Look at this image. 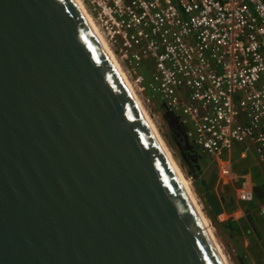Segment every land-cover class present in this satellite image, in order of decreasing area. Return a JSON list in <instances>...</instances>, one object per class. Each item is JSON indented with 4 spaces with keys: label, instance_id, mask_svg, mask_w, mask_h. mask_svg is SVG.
Wrapping results in <instances>:
<instances>
[{
    "label": "water",
    "instance_id": "water-1",
    "mask_svg": "<svg viewBox=\"0 0 264 264\" xmlns=\"http://www.w3.org/2000/svg\"><path fill=\"white\" fill-rule=\"evenodd\" d=\"M0 264H226L77 0H0Z\"/></svg>",
    "mask_w": 264,
    "mask_h": 264
},
{
    "label": "built area",
    "instance_id": "built-area-1",
    "mask_svg": "<svg viewBox=\"0 0 264 264\" xmlns=\"http://www.w3.org/2000/svg\"><path fill=\"white\" fill-rule=\"evenodd\" d=\"M83 2L141 91L150 72L152 99L214 156L222 184L236 182L242 202L258 198L251 170L231 174L236 152L264 175V0Z\"/></svg>",
    "mask_w": 264,
    "mask_h": 264
},
{
    "label": "flooded vegetation",
    "instance_id": "flooded-vegetation-1",
    "mask_svg": "<svg viewBox=\"0 0 264 264\" xmlns=\"http://www.w3.org/2000/svg\"><path fill=\"white\" fill-rule=\"evenodd\" d=\"M163 122H164L163 124H164V133H165L164 138L166 140V143L173 150L174 155L179 159L182 167L185 168V172L187 173L188 171L191 170L193 175L196 174L197 177L193 178V182L195 184V187L197 188V191L198 189L202 190L203 187L207 185L212 171L215 169L218 170V166H216L215 164L216 161L214 156L210 153H207L201 146L194 143L193 139L188 137L187 134L188 125L185 124L183 121H179L180 124L176 129L171 128L167 120H164ZM187 147L190 148L187 149ZM238 156L239 158L243 157L242 154H238ZM214 191H217L219 195L224 196L226 198L225 213H226V208L228 209V205H227L228 197L225 195V193L232 194L233 195L232 202H234V205H239L237 200L238 197H237L236 187L232 186L227 190L223 186L220 176H218V180L215 185ZM246 210L249 209L246 208L245 211L239 209V211L235 210L233 212L234 215L238 214L237 212L244 213V217L246 220L243 221L242 224H240L241 233L245 236V231L243 230V228H245L248 233H251L253 235L255 234L254 236L258 237L260 243L264 247V237H263L264 231L261 228H259V226L257 225L256 217L254 215H252V220L255 224L256 230L252 228V226L250 225V223L246 218ZM243 213L242 215L238 216L237 219L242 221ZM235 240H236V236H235Z\"/></svg>",
    "mask_w": 264,
    "mask_h": 264
},
{
    "label": "rangeland",
    "instance_id": "rangeland-1",
    "mask_svg": "<svg viewBox=\"0 0 264 264\" xmlns=\"http://www.w3.org/2000/svg\"><path fill=\"white\" fill-rule=\"evenodd\" d=\"M115 53H116L115 55L117 56V59L119 60V62L123 66V68L126 70L128 76L130 77L132 83L134 84V88H135L136 93H138V96L141 98V100H142L145 108L149 112L150 116L156 122V124H157V126H158V128H159V130H160V132H161V134L163 136V138H164V134H165L164 133V124H163L164 123L163 122L164 119L162 117V112H161V110L159 108V106L162 103V101H160V100L158 101V100H156V98L152 99V97H150V96H148L146 94V91H141L140 90L139 86L135 83L133 78L128 73L126 65L124 64V62L119 57L118 52L116 51ZM148 99H150V101H148ZM172 152H173V150H172ZM173 155H174V153H173ZM174 157H175L176 161L178 162V164L180 165V167L182 168V170L184 171V173L186 174V176L191 179L192 187H193V189H194V191H195V193H196V195L198 197V200L200 202L201 208L203 209L204 213L206 214V216L210 220L211 225H213L212 227H213V230H214V235L217 238L219 244L222 246L223 252L226 255L229 263L230 264H239V261H240L239 256H241V255L239 254V251L237 249L236 240H233L232 234L225 233L223 231V227L219 223L221 221L226 220L228 218L227 215L222 214L220 217H218V220H214L208 215V213L206 211V208H205L203 197L197 191V188L195 187V184L193 182V178L191 176H189L185 172V168L182 167L179 159L175 155H174ZM215 164L217 166L216 162H215ZM237 174H240V171L235 169V167H234V165L232 163L231 179H235ZM257 184L258 185L260 184L262 186L264 185V175L263 174H260V176L258 177ZM232 186L235 187L236 186V182ZM237 200H238V204L239 205H234L235 206L234 209L236 211L239 210V209L245 211V209L248 208L251 211L252 215H254L256 217V222H257V225L259 226V228H261L264 231V220L259 215V201L260 200H258V198L254 199L253 201H248V202H242L238 198H237ZM228 211L229 210L226 208V212L227 213H229ZM242 213L243 212H241V214L239 213V216L242 215ZM244 220H246V219H245L244 213H243L242 221H244ZM237 224L240 227L241 226L240 224H242V222H237ZM240 230H241V227H240ZM243 230L245 231V236H243L245 243H248V241H249L248 239L251 238L252 241H253V244H257V239L255 238V236L253 234H251V233H248L246 229L243 228ZM234 235L236 236V233ZM247 246H248V244H247ZM249 255H252V254L249 252ZM252 261H253V258H252Z\"/></svg>",
    "mask_w": 264,
    "mask_h": 264
},
{
    "label": "trees",
    "instance_id": "trees-1",
    "mask_svg": "<svg viewBox=\"0 0 264 264\" xmlns=\"http://www.w3.org/2000/svg\"><path fill=\"white\" fill-rule=\"evenodd\" d=\"M141 73H143L146 76V80H145V85L147 87L146 94L151 97V96H153V93H152L151 89L149 88V83L151 81L150 72L147 69L144 68V69L141 70ZM232 163H233L235 169H237V170H239V171H241L243 173L251 170L252 174H253L254 181L257 183V179L260 176L259 175V173H260L259 170L260 169H259L258 166L252 165V162H249V161L244 163V164H242L241 159L239 158L238 153H236V152H234V154L232 156ZM223 186L227 190L230 187H232L231 184H227V185L223 184ZM198 192L203 197L202 190L198 189ZM225 195L228 197L227 205H228V210H229L230 216L226 220L221 221L219 223L223 227V231L225 233L232 234V238H233V240H235V235H234L235 233H236V236H238L237 234L241 235V230H240V227L238 226L237 222L238 221L243 222V221L237 219L233 215V212L235 211L234 202H232L233 195L232 194H227V193H225ZM204 204H205V208H206V211H207L208 215L212 219L218 220V217L214 215L213 211L209 208V206H208V204H207V202L205 200H204ZM255 238L257 239V244H253L252 239L249 238V242H250L249 249L245 248L243 239H242L241 242L236 241L237 249H238L239 254L241 255V257H242V259L244 261V264H254L252 262V258L254 259V261L257 264H264V247L260 243L258 237L255 236ZM249 252L252 254V255H249V256H251L250 258L248 257V253ZM239 264H242V263L239 261Z\"/></svg>",
    "mask_w": 264,
    "mask_h": 264
},
{
    "label": "bare ground",
    "instance_id": "bare-ground-1",
    "mask_svg": "<svg viewBox=\"0 0 264 264\" xmlns=\"http://www.w3.org/2000/svg\"><path fill=\"white\" fill-rule=\"evenodd\" d=\"M77 1L79 2V4L81 5V7H82V8L84 9V11L86 12L87 16L89 17V19L91 20V22L93 23V25L95 26V28L97 29V31L99 32L100 36L102 37V39L104 40L105 44L107 45V47L109 48V50L111 51V53H112L113 56L115 57L117 63L119 64L120 68L122 69V71H123V73H124V75H125L127 81L129 82V84H130V86H131V88H132L134 94L136 95V97H137V99H138V101H139L141 107L143 108L144 112L147 114V116H148L149 119L151 120V122H152V124H153L155 130L157 131V133H158V135H159V137H160L162 143L164 144V146H165L167 152L169 153L171 159L173 160V162H174V164H175V166H176V168H177V170H178V172H179V174H180V176H181V178H182V180H183V182H184V184H185V187H186V189H187V191H188V193H189L191 199L193 200L194 204L196 205V207H197L199 213L201 214V216H202V218H203V220H204V222H205V224H206V226H207V228H208V231H209L211 237L213 238L214 242L216 243V245H217V247H218V249H219V251H220V253H221V256H222L223 260L225 261L226 264H230L229 261H228V259H227V257H226V255H225L224 252H223V248H222V246L219 244L217 238H216L215 235H214V230H213V227H212L213 225H211L210 220L208 219V217H207L206 214L204 213L203 209L201 208V205H200V202H199V200H198V197H197V195H196V193H195V191H194V189H193V187H192L191 179H190L189 177L186 176V174L184 173V171L182 170V168L180 167V165H179L178 162L176 161V159H175V157H174V155H173L172 150L170 149V147H169L168 144L166 143L165 139L163 138V136H162V134H161V132H160V130H159V128H158L156 122H155L154 119L150 116L149 112H148L147 109L145 108V106H144V104H143L141 98L138 96V93H136L135 88H134V84L132 83L130 77L128 76V74H127V72H126V70L123 68V66L121 65V63H120L119 60L117 59V56L115 55V53H114V52L112 51V49L110 48V46H109L107 40L105 39L104 35H103L102 32L100 31V28L98 27V25L95 23V21L93 20L92 16H91L90 13L88 12V10H87V8H86V6H85L83 0H77Z\"/></svg>",
    "mask_w": 264,
    "mask_h": 264
},
{
    "label": "crops",
    "instance_id": "crops-1",
    "mask_svg": "<svg viewBox=\"0 0 264 264\" xmlns=\"http://www.w3.org/2000/svg\"><path fill=\"white\" fill-rule=\"evenodd\" d=\"M238 171H239V170H238ZM240 173H243V172L240 171ZM244 173H245V172H244ZM260 174H262V173L260 172L259 175H260ZM237 211H239V210H237ZM237 213H238V214H236V216L233 214L236 218L239 216V213H240V212H237ZM224 214L227 215V217L230 216V214H228L227 212L224 213ZM240 214H241V213H240ZM237 235H238V236H236V241L241 242L242 239L244 240V237H243L244 235H243L242 233H241V235H240V234H237ZM247 239H248V238H247ZM248 240H249V239H248ZM248 240H247V241H248ZM247 244H248V246H247ZM249 245H250V242H249V241H248V243H245V241H244V246H245V248L249 249ZM248 257H249V258L251 257V256H249V253H248ZM252 262H253L254 264H257V263L254 261V259H253Z\"/></svg>",
    "mask_w": 264,
    "mask_h": 264
}]
</instances>
